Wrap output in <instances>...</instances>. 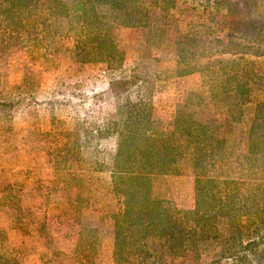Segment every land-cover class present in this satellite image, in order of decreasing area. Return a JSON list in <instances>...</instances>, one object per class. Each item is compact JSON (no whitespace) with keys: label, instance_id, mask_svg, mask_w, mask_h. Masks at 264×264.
Masks as SVG:
<instances>
[{"label":"trees","instance_id":"obj_1","mask_svg":"<svg viewBox=\"0 0 264 264\" xmlns=\"http://www.w3.org/2000/svg\"><path fill=\"white\" fill-rule=\"evenodd\" d=\"M55 1L0 0V26L9 23L12 31L36 27L40 9L53 12ZM212 3L225 11L228 44L218 40L220 48L211 46L196 29L174 37L177 75L199 71L203 59L205 63L199 85L177 104L168 130L154 126L149 102L129 98L131 87L144 80L137 73L110 82L115 110L108 112L103 126L90 127L79 116L72 126L54 121L55 136L64 139L53 151L56 169H82L81 155L93 147V133L117 135L104 198L108 202L100 206L112 220L114 264H264V91L258 94L246 148L233 153L228 145L241 121V107L254 99L253 85L263 84L252 57L264 55L258 44L264 38V0ZM96 5L108 7L120 26L149 29L154 11L178 7L177 0H78L70 12L97 17ZM105 38L96 32L78 40L74 60L110 65L119 50ZM183 165L193 177L194 204L189 209L166 206L151 194L153 175L180 174ZM7 205L15 203L9 200ZM97 237L95 226H81L73 252L78 264H93ZM0 264L20 262L0 256Z\"/></svg>","mask_w":264,"mask_h":264},{"label":"rangeland","instance_id":"obj_2","mask_svg":"<svg viewBox=\"0 0 264 264\" xmlns=\"http://www.w3.org/2000/svg\"><path fill=\"white\" fill-rule=\"evenodd\" d=\"M76 1L56 0L53 12L42 7L36 27L0 26V256L20 264H78L73 252L82 225L98 229L93 264H114L112 220L100 206L108 202L117 135L93 133V147L81 155L82 169H56L53 151L64 139L55 136V119L72 126L79 116L90 127L103 126L115 110L110 82L137 73L144 80L131 87L129 98L149 102L154 126L168 130L177 104L199 85L205 63L199 71L177 75L174 37L196 29L211 46L228 44L225 11L214 8L212 0H177L174 10L157 9L151 29L116 24L105 5L94 6L97 17L74 15L70 9ZM96 32L105 33L106 42L119 50L112 66L73 58L77 41ZM258 44L264 49V38ZM252 58L263 84L253 85L254 99L241 107V121L228 142L233 153L246 148L258 94L264 91V55ZM180 172L153 175L151 194L166 206L189 209L194 204L191 168L183 165Z\"/></svg>","mask_w":264,"mask_h":264}]
</instances>
